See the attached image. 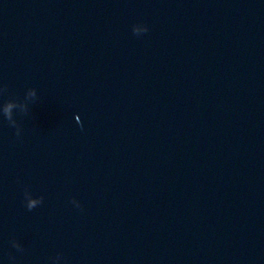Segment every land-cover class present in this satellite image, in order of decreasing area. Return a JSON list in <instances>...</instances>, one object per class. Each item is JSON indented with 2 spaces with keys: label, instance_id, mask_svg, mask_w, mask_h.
<instances>
[{
  "label": "water",
  "instance_id": "water-1",
  "mask_svg": "<svg viewBox=\"0 0 264 264\" xmlns=\"http://www.w3.org/2000/svg\"><path fill=\"white\" fill-rule=\"evenodd\" d=\"M0 264H264V0H0Z\"/></svg>",
  "mask_w": 264,
  "mask_h": 264
}]
</instances>
